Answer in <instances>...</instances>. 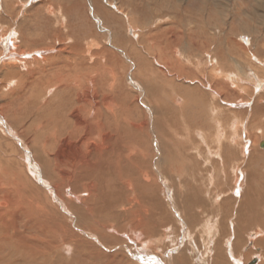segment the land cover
I'll return each instance as SVG.
<instances>
[{"label": "rangeland", "instance_id": "rangeland-1", "mask_svg": "<svg viewBox=\"0 0 264 264\" xmlns=\"http://www.w3.org/2000/svg\"><path fill=\"white\" fill-rule=\"evenodd\" d=\"M99 6L108 10L112 21ZM57 53L62 59L43 61ZM82 54L87 57L80 73L88 68L93 74L81 83L94 78L99 101L104 94L112 96L118 83L131 107L125 106L127 119L143 125V138L137 141L147 161L145 170L153 173V184L144 185L165 201L168 212L162 216L169 217L162 223L152 211L150 216L141 213V227L125 218L123 228H114L115 223L106 228L112 245H100L97 235L94 242L110 253L121 250L131 264H186L179 263L185 254L187 264L259 261L264 254V0H0V158L26 170L45 191L52 183L44 176L40 158L58 151L66 156L74 147L61 148L67 138L57 137L58 144L44 116L59 107L58 96L68 98L56 85V74L66 69L62 64L67 56ZM142 61L149 67H143L144 62L140 66ZM84 88L91 96V87ZM218 106L222 109L216 111ZM199 109L206 117L192 116ZM85 134L77 132L75 145H81ZM95 144L90 140L89 146ZM183 145V154L192 159H176ZM163 147L173 156L164 154ZM227 147L236 153L235 161L218 164L220 151ZM165 158L172 160L163 164ZM125 183L115 172L112 193L140 200L136 188ZM187 183L202 203V209L193 210V225L181 208ZM120 189L123 194L116 193ZM68 192L69 183L61 190L65 199L60 204L66 206ZM77 194L87 198V193ZM226 201L232 211L227 214L222 207L229 205ZM245 201L261 206L257 219L247 216L240 225L235 213ZM64 205L61 209L68 213Z\"/></svg>", "mask_w": 264, "mask_h": 264}, {"label": "bare ground", "instance_id": "bare-ground-1", "mask_svg": "<svg viewBox=\"0 0 264 264\" xmlns=\"http://www.w3.org/2000/svg\"><path fill=\"white\" fill-rule=\"evenodd\" d=\"M99 7V11L112 21L110 14L107 12L108 10L106 8L104 10L101 6ZM60 54L62 55V53H57L55 55L44 56L43 61L45 63H52L56 58L62 59ZM86 57L87 54H82L78 57L67 56L64 63L60 61L61 64L63 63V68L69 70L71 68L75 69V72L71 69L68 74H66V69L56 74V83H58L56 85L60 86L58 91L65 94L67 93L65 96L68 98H60L58 96L59 98L57 97L56 101H58L59 107L54 109L53 114L50 112L44 116L45 127L50 129L49 131L52 132L54 138L56 137L54 140H57L59 136L61 137L59 139L62 140L67 138L61 142V148L66 151L70 146L74 147V149L71 148L72 153L70 152L66 156L62 151H58L53 154V156L44 153L46 156L40 158V162L44 168V176L52 183V186L51 184H46L49 185L48 191L40 187L34 179L32 180L26 170H20L18 168L19 166L15 167V164H12V160L9 161L10 159L6 160L4 158V160H2L0 158V264H131L132 261L128 263L130 260L128 261L125 259L127 256L125 258L122 256L123 252L121 250L113 253L108 252V248L104 250L108 245H112V241L106 236V228H109V226L111 227L113 223H115L114 228H118L119 226L123 228L122 221L125 218H128L129 221L136 222V224H133L136 225V227H141V223L143 222V216L141 217V215L144 214L148 216L151 211L155 217L158 216L162 219V223L169 218L167 215L166 219L162 216L168 212L164 203L165 201L154 193V191L152 192L147 186L148 183L150 184L152 182L151 174L153 173L150 174V172L145 170L148 168V165L147 161L144 160L143 148L139 142V138H143V125L137 121H130L127 119L129 117H127V112L124 111L126 108L125 106L127 105L130 110L131 107L128 100L122 98V94L118 89V83L111 89L112 96L104 94L102 101L97 100L100 96L97 93L98 88H95L98 82H96L94 78H91L92 81H88L85 84L81 83L84 77L92 73L91 69L88 68L85 69L86 72L80 73L82 68L79 66L82 62L86 61ZM71 63L72 65H70ZM142 63L144 64L143 67L148 66V63L145 61L140 62V66H142ZM112 74L115 77L113 71ZM85 86L91 87V96L90 89L86 90L84 88ZM116 89H118V92ZM215 104L216 103L211 104L210 108ZM201 105L202 106L199 105V107L204 108L205 105ZM221 109L218 106L216 111ZM194 112L195 114L192 116L195 118H204L207 115L202 109H199V111L194 110ZM199 126L202 129L204 125L199 124ZM79 131H85L86 134L81 145L80 143H78L79 145H75L73 139ZM135 134L137 136H135ZM59 139L57 140L58 144L60 143ZM92 139L96 141V144L89 146L90 140ZM52 142L53 140L51 143ZM57 147H59V145L55 148ZM182 147L183 148H180V154L178 156L176 155V159L180 157L182 161L192 159L191 155L186 157L182 152L187 146L183 145ZM220 147L218 148L219 150ZM177 148L178 147H176V149ZM228 148L229 147H227V150L226 148L224 150L222 148L223 151H220L217 157V160H219L218 164L221 163V165H226L228 162L235 161L236 153ZM163 153H166L168 157L173 156L171 149L166 147H163ZM201 154L203 153H200L198 150V155L203 156ZM209 157L210 156H208V160ZM252 158L253 160L255 159V157H250V159ZM169 159L163 160L162 163H167ZM210 161L208 163H210ZM218 167L220 168V166ZM215 168L217 170V166ZM177 169L179 171V168H176V170ZM222 170L221 168V171ZM228 170H224L225 175H227ZM178 171L177 173L179 174L180 171ZM195 171H198V169L195 168L194 172ZM115 172L123 179V182H126L125 186L131 189L134 187L136 188L135 191L138 193V198L140 200L137 201L135 200L136 198L130 197L126 199L112 193V179ZM213 172H215V170ZM223 178L226 179L228 177L224 176ZM45 180L42 179L41 184L45 185ZM68 183L71 184V192H68L70 199L65 202L66 206H68L66 207L64 203L60 204V201L65 199L61 197V190H63ZM144 183H147V187ZM151 184H153V182ZM189 186L190 185L187 183L186 187L188 191L183 194L184 205H182L181 208L184 218L187 219L186 221L193 225L197 221V215L193 213V210L200 206L202 207V203L200 198L192 194ZM218 188L219 187H216L215 189L217 190ZM250 189L251 188H249V190ZM121 190L122 189L118 190L116 193L123 194ZM108 191H110V194ZM77 192L87 193V198L79 197ZM148 192H150V194H148ZM195 195H197V193ZM54 200L57 202L56 204ZM141 202H145V204L143 203L145 208H143L144 206L140 207V205H142ZM226 203H228V201H226ZM228 204L229 205L224 204L222 206L223 209L226 210V214L232 212L230 208L231 203ZM63 205L68 213L62 211L61 206ZM260 206L261 205L257 204V202L250 201L239 204L237 213H235V217H237L239 224L241 225V221L247 216H249L248 220L252 219L253 216V219H257ZM257 226L259 225L257 224ZM234 229L235 234L236 228ZM238 229L240 230V228ZM248 231L251 232L250 230ZM238 233L240 234V232ZM96 235L99 237L98 241L100 245L105 246L104 248H100V246L94 242ZM223 255L218 254L217 258L223 257ZM263 255H260L259 261L257 258L251 263L255 264L260 262V264H264ZM188 259L189 258L185 254L182 259H179V263L184 261V263L187 264V262H189ZM219 260L224 261V258Z\"/></svg>", "mask_w": 264, "mask_h": 264}, {"label": "water", "instance_id": "water-1", "mask_svg": "<svg viewBox=\"0 0 264 264\" xmlns=\"http://www.w3.org/2000/svg\"><path fill=\"white\" fill-rule=\"evenodd\" d=\"M261 147L264 148V141L261 143Z\"/></svg>", "mask_w": 264, "mask_h": 264}]
</instances>
